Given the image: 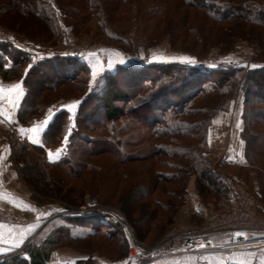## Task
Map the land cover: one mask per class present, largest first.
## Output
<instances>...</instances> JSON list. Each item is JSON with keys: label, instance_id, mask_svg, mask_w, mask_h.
I'll return each instance as SVG.
<instances>
[{"label": "trees", "instance_id": "trees-1", "mask_svg": "<svg viewBox=\"0 0 264 264\" xmlns=\"http://www.w3.org/2000/svg\"><path fill=\"white\" fill-rule=\"evenodd\" d=\"M183 2L219 25L236 26L238 34L233 33L235 29L224 28L223 32L217 31L216 40L223 42L220 44H225V38L228 43L247 42L253 50V62L263 64L250 69L231 65L200 68L184 63L121 66L118 71L104 76L108 79H105L101 87L94 85L83 96L73 123L66 111H59L43 132L42 145L16 143L17 159L30 154L34 165L29 166V169L41 170L42 175L52 178L58 184L65 183L70 176H74L73 181L79 180L89 170L100 172L97 161L104 156L111 158L116 179L122 177L123 180L127 174L124 167L130 164L151 163L158 156L176 159L175 162H164L166 167L174 169L171 173H153L161 185L148 181V187L144 188L140 183L133 186L122 183L123 187L127 186L125 194L118 199L122 211L134 214L132 207L144 199V208L140 209L138 217L146 215L144 224L151 227L159 213L151 210L149 204L158 201L160 193L169 196L167 198L178 199L183 204L186 183L192 175L195 176L196 190L200 196L208 195L205 190L207 188L216 200L225 199L226 185L204 156L208 152L206 135L213 115L228 110L231 100L239 97L242 101L241 139L244 143L245 163L264 164V0ZM59 14L70 17L58 0H0V26L16 31L34 42H40L39 36H45L47 30L52 34L55 31L60 36L61 29L56 21ZM35 28L36 32H33ZM0 48L4 49V56L14 50L9 43H0ZM4 56H0V76L3 80L14 78L15 71L20 73L17 77H22L26 60L31 63L27 55L19 54L11 61L10 67H6L7 59ZM45 64L50 70L53 68L52 72L62 82L78 88L83 86L82 82L75 81L87 73L85 65L79 60L56 56ZM41 66L32 63L23 76L26 91L17 117L24 125L30 124L42 114L40 104L30 99L33 94L37 100L47 90L44 87L46 73L41 70ZM31 86L37 88L31 89ZM202 103L212 106L198 105ZM197 116L202 118L196 120ZM66 133L68 139L64 154L50 162L47 149ZM94 133L99 137H93ZM32 153H36L37 157L32 156ZM154 165H149L151 171ZM19 170L27 178L23 165ZM53 171L60 175L51 176ZM169 185L174 191L169 189ZM42 188L48 187L44 185ZM61 201H64L62 203L66 209L76 204L75 201ZM109 201L110 198H107L104 203ZM168 205L162 206V211L171 208L172 204ZM133 223V220L127 222L134 234L131 228ZM117 224L108 215L87 212L71 220V225L57 227L46 236L42 245L28 246L27 257L12 253L0 264H45L51 252L61 246L62 237L86 240L101 233L111 240L115 234L107 236L105 232L112 231ZM75 226L84 227V231L70 235L69 232ZM73 264L93 262L87 258Z\"/></svg>", "mask_w": 264, "mask_h": 264}, {"label": "rangeland", "instance_id": "rangeland-1", "mask_svg": "<svg viewBox=\"0 0 264 264\" xmlns=\"http://www.w3.org/2000/svg\"><path fill=\"white\" fill-rule=\"evenodd\" d=\"M58 1L61 7L70 14V17H63V15L59 14L58 18H56L61 29L60 36L55 31L52 34V32L47 30L45 36H39L42 39H40V42H34L26 39L16 31L0 26V31L5 32L7 37L0 43H9L14 50L20 51V55L28 56V61L31 63L26 60L23 65L24 71H27L32 63L42 64L41 70L46 73L44 87L47 90L42 92V95L37 100L33 94L30 97L31 100L40 104L39 109H41L42 114L50 106L56 104L65 106L76 101L78 103L74 112L64 110L68 113L73 123L83 96L94 85L101 87L105 79H108V77L105 78L104 76L118 71L121 66L148 63H184L200 68H217L231 65L250 69L263 64L253 62V50L247 42L228 43L229 41L226 42L225 38V44H220L223 42L216 40L217 31L223 32L224 28H231L233 31L235 29L233 33L238 34L236 26L233 28L228 26V24L219 25L202 12L184 4L183 0ZM33 32H36V28ZM10 41L15 44L13 45ZM18 44L24 50H20ZM36 46L40 48L36 49ZM56 56L79 60L85 65L86 75L75 80L77 83L82 82L83 88L62 82L54 71L52 72L53 68L50 70L45 63ZM178 57H189L194 63L169 59ZM121 61L123 62L121 63ZM93 69L97 73L95 77L92 76ZM24 71L22 76H24ZM14 73L15 75L12 73L14 78L10 80H16L18 74H20L18 71ZM34 88L37 87L31 86V89ZM237 99L239 97L232 99L231 102ZM198 105L206 107L209 104L202 103ZM201 118V116H197L196 120ZM67 133L65 136H68ZM8 134L6 132L3 134L0 129V140L10 145V162H12V166L18 174L21 186L27 190H25L26 197L28 198L29 195V199L32 201V206L30 207H35L36 209V214L32 211H23L22 214L18 215L23 216L27 220L38 219V216H41L33 232L34 236L29 243L30 246L42 245L46 236L57 227L69 226L71 225V220L87 212L103 213L106 216L108 215L116 224L118 223L116 225L117 229L105 232L107 236L111 233L115 234V238L111 240L101 233L86 240L62 237L61 246L51 252L50 258L45 264H54L56 262V251L72 252L76 255L86 256L93 264L119 262L124 258H128L129 248L134 240L145 246L152 247L161 242L167 233L174 228L189 224L203 225L210 213L228 210L238 191L243 193L249 206L258 215H264V164L261 163L247 165L244 160L241 163L231 162L233 164H228L224 159L215 162L207 152L204 156L210 161L212 169L221 176L223 183L226 185L227 196L225 199L216 200L212 191L207 188L205 190L208 191V195L203 194L200 196L196 190L195 176L192 175L186 183V194L183 204H180L178 199L167 198L169 196L161 193L158 195L159 200L155 201L158 204L155 205L154 201L149 204V208L157 211L161 217L158 216L157 221L155 220L151 223V227H146L144 221L147 216L138 217V212L141 208H144V199H141L132 207L134 214H126L122 211L118 199L127 190V186L123 187L122 183L132 184V186L140 183V185H144V188L147 186L148 181L151 184L156 182L161 185L158 177L154 175L156 174L155 171L158 174L174 171V169L168 168L164 164V162L166 163L171 159L165 156H158L151 163L138 162L125 166L124 169L127 174L126 178L123 177L125 178L123 180L122 177L116 179L113 166H111L113 164L111 163V158L104 156L105 158H100L97 161L101 168L100 172L89 170L79 180L73 181L72 177L74 176H70V178H66L65 183L58 184L53 182L52 178L49 179L42 175L41 170L36 168L29 169V166L34 165L30 160V154L25 155V158L21 156V159H17L15 155L17 146L15 144L27 141L20 140L18 136ZM95 134L93 137H99ZM65 136L61 140L54 142V146L47 149L54 150L55 152H51L54 156L57 155L56 150L58 148L61 149L59 156L61 157L64 154L67 143ZM32 156L37 157L36 153ZM172 161L175 162L176 159H172L170 162ZM152 164L154 167L151 171L149 165ZM22 165L24 166L25 175H28L26 176L27 178L23 177L21 170H19ZM118 171L121 172V169L119 168ZM51 174V176L60 175L59 172L54 171ZM44 185L48 188H42ZM168 187L174 191L171 185ZM8 188L12 189L10 185H8ZM18 189L22 191L21 188ZM107 198H110L111 202L104 203ZM61 200L75 201L77 206L70 205V209H66L64 203H62L64 201ZM168 204H172L171 208H166L162 211V206H169ZM129 220L134 222L131 225L134 234L127 224ZM83 231L84 227L75 226L73 231L69 233L71 235L72 233ZM124 237H126L127 242ZM18 248L13 249L12 253L19 254L17 252ZM231 251H234L231 253H236V250ZM261 251H264V244L246 247L239 252L241 253L240 255L237 254L238 257H234V262L236 264H260V261L264 258L261 257L264 254ZM126 252L127 256L124 257Z\"/></svg>", "mask_w": 264, "mask_h": 264}, {"label": "crops", "instance_id": "crops-1", "mask_svg": "<svg viewBox=\"0 0 264 264\" xmlns=\"http://www.w3.org/2000/svg\"><path fill=\"white\" fill-rule=\"evenodd\" d=\"M4 52V49L0 48V56H4ZM19 54L20 51L13 50L5 55L4 57L7 59L5 66L10 67L11 61ZM25 72L26 70L24 74ZM14 84H20L21 88L19 90H12L11 86ZM17 91H19L20 95H17ZM24 96L25 85L23 76L18 77L16 80H3L0 78V129L3 131V134L6 132L7 134L18 136L20 140H26L33 145L40 146L42 134L54 115L62 110L67 111V108L58 106V104L50 106L39 118L32 120L30 124L24 125L18 121L17 117ZM49 115H51V119L43 130L35 133L31 131L34 126L38 127L44 121L45 117ZM241 116L242 101L239 98L231 102L228 110L219 112L211 118L207 129L206 148L213 161L219 162L221 159H224L228 164L244 162V143L241 139L243 123ZM29 137H33L34 140L39 142H33ZM52 151L55 152L54 150H47V153ZM10 157V145L0 140V209L14 214H22L23 211H32L36 214L35 207H30L32 206V201L29 199V195L28 198L26 197L27 190L21 186L18 174L12 166V162H10ZM8 185L12 189H9ZM18 188H21L22 191ZM40 217L38 216V219ZM35 228L36 226L25 228L0 227V255H10L13 249L21 246L32 235ZM241 250L244 249L236 250L235 254L231 253L234 251H223L205 256L194 254L182 255L172 261L159 260L148 264H236L234 257H238L241 254L239 253ZM262 252L264 253V251ZM55 254L56 262L54 264H73L76 261L87 259L86 256L76 255L72 252L56 251ZM261 257L263 258L264 254ZM127 263V258H124L119 262L111 264ZM260 264H264V258L260 261Z\"/></svg>", "mask_w": 264, "mask_h": 264}, {"label": "built area", "instance_id": "built-area-1", "mask_svg": "<svg viewBox=\"0 0 264 264\" xmlns=\"http://www.w3.org/2000/svg\"><path fill=\"white\" fill-rule=\"evenodd\" d=\"M6 38L5 32L0 31V42ZM19 47L24 50L22 46ZM38 223L39 219L27 220L23 216L0 209V227L25 228L37 226ZM32 234L17 249L19 255H27L26 248L30 246L34 236V233ZM257 243H264V215H258L249 206L243 193L238 191L228 210L210 213L203 225L189 224L174 228L161 242L152 247L134 240L129 248L127 264L172 261L189 254L205 256L244 249ZM8 255H0V262Z\"/></svg>", "mask_w": 264, "mask_h": 264}, {"label": "snow or ice", "instance_id": "snow-or-ice-1", "mask_svg": "<svg viewBox=\"0 0 264 264\" xmlns=\"http://www.w3.org/2000/svg\"><path fill=\"white\" fill-rule=\"evenodd\" d=\"M154 59H156V57H154ZM169 59H178L181 62L194 63V61L191 58H189V57H178V58H169ZM122 62L123 61H121V63ZM96 74H97L96 73V70L93 69L92 76L95 77ZM20 88H21V85L20 84H14V85L11 86V89L12 90H19ZM17 95H20L19 91H17ZM77 103L78 102L74 101L71 104L65 105L63 107H66L68 112H74L76 110V108H77ZM50 119H51V115L46 116L45 119H44V121L41 122V124L38 127L34 126L31 129V131L35 133V132H39V131L43 130L46 127V125L49 123V120ZM29 139L30 140H33V142H36V143L39 142V141L34 140L33 137H29ZM67 139H68V137L65 136V140H67ZM60 151H61V149H59V148L56 150V153H57L56 156H54L51 152H49L48 153V159H49V161L50 162H54L56 159H59V153H60Z\"/></svg>", "mask_w": 264, "mask_h": 264}, {"label": "bare ground", "instance_id": "bare-ground-1", "mask_svg": "<svg viewBox=\"0 0 264 264\" xmlns=\"http://www.w3.org/2000/svg\"><path fill=\"white\" fill-rule=\"evenodd\" d=\"M264 243H257V244H254L252 246H260V245H263Z\"/></svg>", "mask_w": 264, "mask_h": 264}]
</instances>
